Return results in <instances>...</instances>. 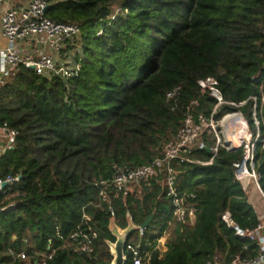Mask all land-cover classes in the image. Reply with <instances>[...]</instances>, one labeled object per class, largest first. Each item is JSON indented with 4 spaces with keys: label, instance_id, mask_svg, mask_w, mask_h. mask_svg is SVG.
Masks as SVG:
<instances>
[{
    "label": "trees",
    "instance_id": "trees-1",
    "mask_svg": "<svg viewBox=\"0 0 264 264\" xmlns=\"http://www.w3.org/2000/svg\"><path fill=\"white\" fill-rule=\"evenodd\" d=\"M46 13L79 26L81 72L66 80L21 65L0 86V128L18 131L0 156V175L19 176L0 192V264H43L37 259L49 253L44 264H111L112 224L133 227L125 264H133L128 245L150 250L172 219L164 174L127 193L112 179L117 168L161 156L188 113L210 115L216 99L199 87L208 76L218 78L227 102L245 101L224 103L217 117L241 110L256 132L257 112L255 168L264 191V0H50ZM216 141L206 129L186 153L194 161L174 163L176 185L194 195L188 200L200 209L199 222L190 232L178 224L150 264L214 257L231 264L259 254V239L239 237L223 219L230 211L243 229L261 223L235 173L244 147L224 141L215 152ZM152 213L141 236L138 226ZM78 230L97 233L90 254L74 251Z\"/></svg>",
    "mask_w": 264,
    "mask_h": 264
},
{
    "label": "built area",
    "instance_id": "built-area-1",
    "mask_svg": "<svg viewBox=\"0 0 264 264\" xmlns=\"http://www.w3.org/2000/svg\"><path fill=\"white\" fill-rule=\"evenodd\" d=\"M7 2H11L10 6L2 10ZM49 4L50 0H19V2H16V0H0V11H3L1 33L8 42L5 48H0V86L6 84L17 73L21 65L30 68L34 65L36 68L33 70L39 75H58L66 80L80 75L81 63L77 60V56L81 53V49L80 44L76 42V38L80 34V28L74 22H62L49 17L46 13ZM29 42H34V47L24 50V43ZM199 87L201 96L210 94L216 99V105L210 115L200 113L194 116L192 113H188L184 126L167 143L161 156L139 167L117 168L112 179V183L118 191L127 193L131 184L146 180L158 173H163L167 195L171 197L173 204L172 219L169 225L180 224L184 232H190L196 228L201 211L188 200L189 197L194 195L178 189L176 185L177 171L174 163L194 161L186 153L190 147L200 142L206 129L212 130L217 137L215 152L224 141L229 142L232 147H244L243 157L236 164V177L243 184L247 179H253L257 188L264 194L259 183L260 176L255 168L256 143L261 138L260 120L257 117L256 110L254 112L256 132H254L248 118L241 110L232 111L223 117L216 116L218 108L224 103L235 106H242L245 103V101L239 104L227 102L219 87L217 77L208 76L200 79ZM177 91L178 89H174L168 92V99L174 97ZM197 102L198 100L193 103ZM0 130L8 138L7 150L12 147L18 131L9 130L6 127H2ZM200 145L204 146L202 142ZM3 152V149L0 148V156ZM212 160L213 158L207 162H198L207 164L211 163ZM18 179L19 176L0 175V192L3 191L5 182L9 184ZM223 219L236 230L239 237L257 238L260 241V252L256 257L245 259L237 255L231 264H264V235H262L264 225L260 223L255 229H243L234 221L230 211H226ZM114 227V233L116 230L127 229L118 227L115 224ZM138 228L142 236L145 228L140 226ZM169 233L171 232L166 230L164 234L157 237L156 245H153V241H151L152 246L146 252H142L138 246L128 245L133 253V264H150L153 255L157 251H159V256H162L167 250L168 239L172 236ZM96 237L97 233L95 231L92 232V235H88L82 230L74 232L71 236L74 251L90 254L93 252V243ZM51 256L52 253L42 254L37 262L41 261L44 264L46 258ZM18 257L27 259L28 256L26 252L21 251ZM206 264H219L218 257L208 260Z\"/></svg>",
    "mask_w": 264,
    "mask_h": 264
},
{
    "label": "crops",
    "instance_id": "crops-1",
    "mask_svg": "<svg viewBox=\"0 0 264 264\" xmlns=\"http://www.w3.org/2000/svg\"><path fill=\"white\" fill-rule=\"evenodd\" d=\"M16 2H19V0H16ZM10 4L11 2L5 3L2 10L7 9L10 6ZM2 12L3 11H0V48L1 49L5 48L8 43L6 38L1 33ZM23 46H24V50L32 49V47H34V42L24 43ZM7 145H8V138L6 134L0 130V148L3 149V151H5ZM244 186L248 192L250 202L254 205L261 219V223L264 225V194L261 193V191L257 188L253 179H247Z\"/></svg>",
    "mask_w": 264,
    "mask_h": 264
},
{
    "label": "water",
    "instance_id": "water-1",
    "mask_svg": "<svg viewBox=\"0 0 264 264\" xmlns=\"http://www.w3.org/2000/svg\"><path fill=\"white\" fill-rule=\"evenodd\" d=\"M35 68L36 67L34 65L31 66V69H35ZM7 185L8 184L5 182L3 184V187H6ZM154 215H155V213H152L150 216H148L147 219L140 225V227L146 228L147 226H149V224L151 223V221L154 218ZM132 229H133V227L130 226V227H127V229H125L122 232L116 230L115 234L117 236V240L114 243L115 254H114L113 262L111 264H125V262H126L125 245H126L127 237L131 233Z\"/></svg>",
    "mask_w": 264,
    "mask_h": 264
},
{
    "label": "rangeland",
    "instance_id": "rangeland-1",
    "mask_svg": "<svg viewBox=\"0 0 264 264\" xmlns=\"http://www.w3.org/2000/svg\"><path fill=\"white\" fill-rule=\"evenodd\" d=\"M10 196H11V195H8L6 198H8V197H10ZM111 226H112V228H113V230H114V228H115V227H114V224H112ZM176 226H177L176 224H175V225H171V224H170L169 227L166 229L167 232H171V233H169L170 236L173 235L172 233H174ZM131 227H132V226H131ZM119 231L122 232V231H124V230H119ZM262 235H264V230L262 231ZM155 245H156V244H155ZM111 252L113 253V255L115 254L114 244L111 245Z\"/></svg>",
    "mask_w": 264,
    "mask_h": 264
}]
</instances>
